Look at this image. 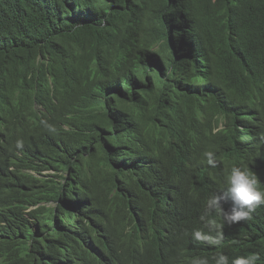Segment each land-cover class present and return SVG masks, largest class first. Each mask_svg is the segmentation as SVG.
Wrapping results in <instances>:
<instances>
[{"label":"trees","instance_id":"trees-1","mask_svg":"<svg viewBox=\"0 0 264 264\" xmlns=\"http://www.w3.org/2000/svg\"><path fill=\"white\" fill-rule=\"evenodd\" d=\"M233 166L264 191V0H0V264H264Z\"/></svg>","mask_w":264,"mask_h":264},{"label":"clouds","instance_id":"clouds-1","mask_svg":"<svg viewBox=\"0 0 264 264\" xmlns=\"http://www.w3.org/2000/svg\"><path fill=\"white\" fill-rule=\"evenodd\" d=\"M208 157V163L214 164L211 152L205 153ZM227 188L220 192L213 193L207 200V207L211 210L220 209L225 219L232 223L230 226H236L235 222L250 218V214L255 208L264 204V191L259 187L257 178L248 170L239 166H233L226 176ZM223 203H230L229 210L223 209ZM196 239H201L200 232L194 233ZM259 259L258 254L249 256H238L232 260L231 264H255ZM193 264H208L206 258H196ZM216 264H229L228 258L223 254L216 258Z\"/></svg>","mask_w":264,"mask_h":264},{"label":"rangeland","instance_id":"rangeland-1","mask_svg":"<svg viewBox=\"0 0 264 264\" xmlns=\"http://www.w3.org/2000/svg\"><path fill=\"white\" fill-rule=\"evenodd\" d=\"M44 173H52V171L50 172V171H45ZM40 175V174H39ZM42 177V176H41Z\"/></svg>","mask_w":264,"mask_h":264}]
</instances>
